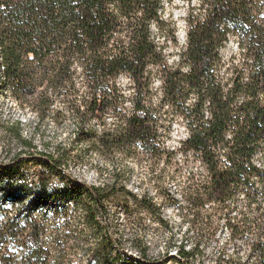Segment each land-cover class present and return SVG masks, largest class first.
Instances as JSON below:
<instances>
[{"label": "trees", "instance_id": "obj_1", "mask_svg": "<svg viewBox=\"0 0 264 264\" xmlns=\"http://www.w3.org/2000/svg\"><path fill=\"white\" fill-rule=\"evenodd\" d=\"M171 1L0 0V92L10 81L17 99L35 95L40 122L54 93L68 106L77 139L51 155L0 164V264H75L79 253L88 264H124L129 256L123 239L114 240L105 206L110 198L128 217L135 204L170 229L147 193L139 197L118 179L93 187L71 180L63 167L83 147L122 149L132 160L138 148L172 166L173 177L186 170L181 200L174 198L179 210L210 236L222 222L231 240L249 236L251 256L264 264V0H183L190 7L184 46L167 13ZM231 44L235 51L225 57ZM106 111L118 123L98 132L91 121ZM176 126L185 138L171 148ZM28 162L43 168L37 180L19 177ZM194 165L201 173L187 167ZM55 175L73 186L50 189ZM149 248L135 240L140 259L133 264H159ZM203 250L199 239L180 244L177 254L189 264Z\"/></svg>", "mask_w": 264, "mask_h": 264}, {"label": "rangeland", "instance_id": "obj_2", "mask_svg": "<svg viewBox=\"0 0 264 264\" xmlns=\"http://www.w3.org/2000/svg\"><path fill=\"white\" fill-rule=\"evenodd\" d=\"M166 7L167 13L172 16L177 27L180 44L184 46L187 31L186 19L190 7L183 0H172ZM235 47V44H231L225 51V57L231 56ZM9 84L10 81L0 92V164L8 165L16 157L31 159L40 154L51 155L61 145L66 147L76 143L74 123L68 106L62 98H57L49 91L51 106L47 118L40 122L34 110L35 95L20 94V99H17ZM120 84L129 91L128 79L122 78ZM127 109L131 110L129 103ZM57 112L62 116L59 123L55 118ZM102 118V121L95 119L91 121L92 126L99 130L98 132L103 131L105 127L113 129L118 123L108 111L102 115ZM18 130L23 140L32 143V148L25 147L18 139ZM184 138L185 130L176 126L169 141L170 147H177L178 142ZM73 150L79 152V157L63 167L65 174L71 180L93 187L118 179L127 184L130 191L139 197L145 193L149 194L159 206L162 218L169 222L170 229L161 226L159 216L137 207L133 201L132 215L128 217L120 202L113 198L106 200L105 206H107L114 240L123 239L122 250L129 256L124 264H133L132 259H140V253L134 249L135 240L148 244L151 261L159 264H182L177 254L180 244L190 248L199 239L203 241L204 250L189 264H237V262L259 264L258 259L251 256L249 236L237 241L231 240L224 222L220 223L216 234L210 236L209 231L204 232L206 227L193 223L195 217L191 212L186 209H183V212L179 210L174 198L181 200L180 194L187 185L186 170L183 174L173 177L172 166L164 164L163 160L153 162L138 148L132 151L136 160L126 157L125 150L122 149L109 151L83 147ZM259 162L261 165L264 164L263 160ZM187 167L189 170H197L198 173H201L203 169L200 165ZM43 171L38 163L28 162L19 169L18 175L22 180H37ZM117 174H119L118 177ZM2 177L3 173L0 171V179ZM50 181L53 186L50 189L63 188L69 184L64 176H52ZM69 186L73 185L69 184ZM243 201V198L236 200V204L243 206ZM204 233L207 234L204 235ZM172 234L176 237L173 242H170ZM90 245H94V240L90 241ZM80 255L81 253L73 255L75 264H88V259Z\"/></svg>", "mask_w": 264, "mask_h": 264}]
</instances>
